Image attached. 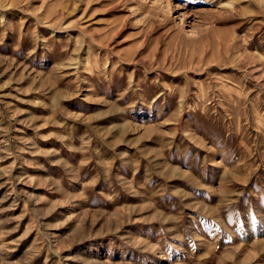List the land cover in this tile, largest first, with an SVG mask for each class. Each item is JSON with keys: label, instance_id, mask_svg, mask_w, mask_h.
Returning <instances> with one entry per match:
<instances>
[{"label": "rangeland", "instance_id": "rangeland-1", "mask_svg": "<svg viewBox=\"0 0 264 264\" xmlns=\"http://www.w3.org/2000/svg\"><path fill=\"white\" fill-rule=\"evenodd\" d=\"M0 264H264V0H0Z\"/></svg>", "mask_w": 264, "mask_h": 264}]
</instances>
